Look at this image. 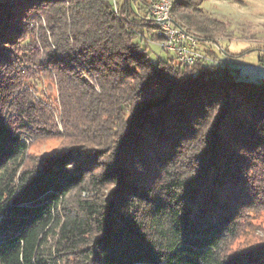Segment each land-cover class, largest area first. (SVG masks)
<instances>
[{
  "label": "trees",
  "instance_id": "16d2710c",
  "mask_svg": "<svg viewBox=\"0 0 264 264\" xmlns=\"http://www.w3.org/2000/svg\"><path fill=\"white\" fill-rule=\"evenodd\" d=\"M203 1L172 14L209 45ZM145 9L0 0V264H264V78L153 59Z\"/></svg>",
  "mask_w": 264,
  "mask_h": 264
},
{
  "label": "rangeland",
  "instance_id": "374dc122",
  "mask_svg": "<svg viewBox=\"0 0 264 264\" xmlns=\"http://www.w3.org/2000/svg\"><path fill=\"white\" fill-rule=\"evenodd\" d=\"M201 7L219 19L221 24L216 28L217 41L209 45L199 43V49L202 52L211 49L221 60L230 58L229 64L238 69L240 79L264 78V66L259 65V56L264 54V0H204ZM149 48L153 59L168 55L156 42H151ZM47 95L51 103L55 104V93L47 92ZM56 115L58 119L59 115ZM59 142L60 138L53 137L33 144L29 140L28 144L31 143V152L45 154L57 147ZM253 222L257 233L259 227L264 226V217L257 216ZM251 233L247 235L249 240L253 239Z\"/></svg>",
  "mask_w": 264,
  "mask_h": 264
},
{
  "label": "built area",
  "instance_id": "2783aa9c",
  "mask_svg": "<svg viewBox=\"0 0 264 264\" xmlns=\"http://www.w3.org/2000/svg\"><path fill=\"white\" fill-rule=\"evenodd\" d=\"M145 5V17L155 22L161 35L159 43L162 49L175 55L178 63L189 66L207 58L199 49L198 39L184 26L175 22L172 14L174 0H140ZM230 63L231 59H225ZM259 65L264 66V56L259 58Z\"/></svg>",
  "mask_w": 264,
  "mask_h": 264
},
{
  "label": "crops",
  "instance_id": "0c3cea01",
  "mask_svg": "<svg viewBox=\"0 0 264 264\" xmlns=\"http://www.w3.org/2000/svg\"><path fill=\"white\" fill-rule=\"evenodd\" d=\"M261 56H264V54L260 55L259 58H260Z\"/></svg>",
  "mask_w": 264,
  "mask_h": 264
}]
</instances>
